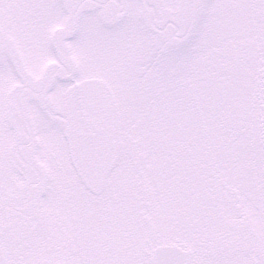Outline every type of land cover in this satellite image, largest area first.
Returning a JSON list of instances; mask_svg holds the SVG:
<instances>
[{
  "label": "snow or ice",
  "instance_id": "1",
  "mask_svg": "<svg viewBox=\"0 0 264 264\" xmlns=\"http://www.w3.org/2000/svg\"><path fill=\"white\" fill-rule=\"evenodd\" d=\"M0 264H264V0H0Z\"/></svg>",
  "mask_w": 264,
  "mask_h": 264
}]
</instances>
